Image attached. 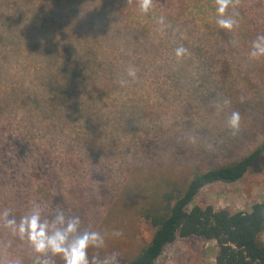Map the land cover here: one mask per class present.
Wrapping results in <instances>:
<instances>
[{"label":"rangeland","instance_id":"rangeland-1","mask_svg":"<svg viewBox=\"0 0 264 264\" xmlns=\"http://www.w3.org/2000/svg\"><path fill=\"white\" fill-rule=\"evenodd\" d=\"M139 2L0 0V264H36L2 216L19 221L34 205L106 234L89 256L117 252L124 264L150 240L138 208L163 180L261 143L264 57L249 53L264 35V0H233L231 32L216 24V0H153L146 15ZM180 46L188 54L177 60ZM129 67L137 79L121 87ZM232 111L238 134L226 127ZM263 201L260 162L236 183L205 186L190 208L249 212ZM216 253L212 240L178 238L155 264H215Z\"/></svg>","mask_w":264,"mask_h":264},{"label":"trees","instance_id":"trees-1","mask_svg":"<svg viewBox=\"0 0 264 264\" xmlns=\"http://www.w3.org/2000/svg\"><path fill=\"white\" fill-rule=\"evenodd\" d=\"M217 160L211 155L186 162L190 164L183 165L177 178L163 180L140 205L138 215L153 232L148 243L124 264H155L178 238L194 236L216 243L215 264H264V201L249 212L216 211L210 205L190 208L205 186L236 183L260 162L264 164V137L244 157L222 164Z\"/></svg>","mask_w":264,"mask_h":264},{"label":"clouds","instance_id":"clouds-1","mask_svg":"<svg viewBox=\"0 0 264 264\" xmlns=\"http://www.w3.org/2000/svg\"><path fill=\"white\" fill-rule=\"evenodd\" d=\"M138 7L141 13L146 15L153 7V0H140ZM230 8H233L231 14ZM216 13V24L219 28L231 32L238 26L239 12L234 10L233 0H216ZM158 22L163 25L165 17H159ZM187 54L188 49L183 46L175 49L177 60ZM249 55L252 58L264 57V35H258L253 41ZM127 77L128 79L119 81L121 87L137 79V70L129 67ZM241 120L240 113L232 111L226 118V127L233 134H238ZM2 216L4 227L21 240H26L37 254L36 264H56V257H59L63 264H119L117 252L102 258L99 254L89 256L90 249H103L106 246V234L94 229H82L78 216L67 217L62 210H58L54 216L48 218L39 205H34L19 221L10 216L8 210H5ZM112 235L120 237L123 233L115 231Z\"/></svg>","mask_w":264,"mask_h":264}]
</instances>
